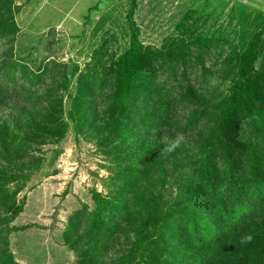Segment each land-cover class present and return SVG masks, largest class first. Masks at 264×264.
Wrapping results in <instances>:
<instances>
[{"label": "trees", "instance_id": "obj_1", "mask_svg": "<svg viewBox=\"0 0 264 264\" xmlns=\"http://www.w3.org/2000/svg\"><path fill=\"white\" fill-rule=\"evenodd\" d=\"M3 8L0 0V39L10 40L18 28ZM256 39L243 52L217 39L159 51L140 45L133 32L128 50L109 69V81L97 87L96 81L79 79L67 112L71 123L81 117L94 126L100 90L111 83L112 135L123 121L141 134L121 160V183L112 182L114 192L94 194V212L77 211L68 220L64 241L74 249L86 239L81 264H264V58L255 71ZM223 54L218 75L229 80L225 93L209 84L211 70L204 66L205 57ZM163 69L172 73V86L156 82ZM198 70L203 81L195 85L191 75ZM11 97L0 83V111ZM17 113V119L26 115L24 124L16 121L11 127L0 119V264H15L7 235L22 211L16 195L27 171L41 166L30 145H39L45 136L60 139L67 129L51 111L57 129L34 124L24 108ZM187 167L190 195H175L163 212V206L155 205L158 199L147 197L151 187ZM150 220L152 239L139 252V222L147 227ZM82 227L85 233L80 234Z\"/></svg>", "mask_w": 264, "mask_h": 264}, {"label": "rangeland", "instance_id": "obj_2", "mask_svg": "<svg viewBox=\"0 0 264 264\" xmlns=\"http://www.w3.org/2000/svg\"><path fill=\"white\" fill-rule=\"evenodd\" d=\"M1 1L5 16L15 17L18 26L34 10L27 9L31 0ZM41 15L37 33L20 26L10 40L0 39V66H4L0 83L12 94L0 119L11 127L16 121L24 124L26 115L16 118L24 108L34 124L57 129L60 124L48 114L51 111L67 129L60 139L45 136L39 145H30L41 166L27 171L16 195L22 211L9 224L7 246L15 264H81L86 239L82 237L74 249L64 241L68 220L77 211L94 212V194L108 197L114 192L121 183L117 179L125 164L121 160L141 134L131 122L123 121L112 135L116 123L110 118L111 83L100 90L94 126L81 117L71 123L67 112L79 79L96 81L97 87L104 79L109 81V69L128 50L133 32L140 45L159 51L178 43L217 39L243 52L256 37L259 55L253 67L258 71L264 58V0H49ZM224 57L207 56L204 61L211 70L207 81L222 93L229 86V80L218 75ZM193 74L195 85L203 81L199 70ZM155 80L174 84L167 69L158 71ZM132 119L136 121L134 115ZM189 173L188 167L182 173L169 172L147 197L158 199L155 205L167 212L175 195H190ZM14 186L11 183L9 189ZM152 221L147 227L139 222V252L152 239L148 238L154 232ZM83 227L80 234L85 233Z\"/></svg>", "mask_w": 264, "mask_h": 264}, {"label": "crops", "instance_id": "obj_3", "mask_svg": "<svg viewBox=\"0 0 264 264\" xmlns=\"http://www.w3.org/2000/svg\"><path fill=\"white\" fill-rule=\"evenodd\" d=\"M47 1L49 0H31L32 2L30 4L31 6L30 5L27 6V9L32 10L33 8L34 10L32 12L30 11L31 13L30 12L26 13L25 17L23 18L24 19L23 23L19 24V26L15 21L14 23L16 27L18 28L20 26H23L30 33L32 32L37 33L36 31H39V29L37 28V26L39 25L38 23H40V21H42V19L44 18V16L41 15V11L45 8V6H47ZM75 1L79 2L82 0H75ZM18 11H17V14H18ZM13 20H16L15 17H13Z\"/></svg>", "mask_w": 264, "mask_h": 264}]
</instances>
